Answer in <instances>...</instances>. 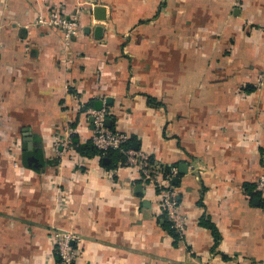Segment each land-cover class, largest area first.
I'll list each match as a JSON object with an SVG mask.
<instances>
[{"label":"crops","instance_id":"obj_1","mask_svg":"<svg viewBox=\"0 0 264 264\" xmlns=\"http://www.w3.org/2000/svg\"><path fill=\"white\" fill-rule=\"evenodd\" d=\"M50 10L78 35L42 24ZM261 74L264 0H0V264H52L63 230L74 264H264V198L244 189L264 154ZM97 107L177 167L182 236L121 160L57 153L90 140Z\"/></svg>","mask_w":264,"mask_h":264},{"label":"built area","instance_id":"obj_2","mask_svg":"<svg viewBox=\"0 0 264 264\" xmlns=\"http://www.w3.org/2000/svg\"><path fill=\"white\" fill-rule=\"evenodd\" d=\"M40 22L61 28L67 38L78 35L81 30L77 15L69 18L56 10H50L46 18L41 19ZM263 84L264 79L261 74L258 78V85L261 87ZM106 113L105 108L88 109V115L93 117V128L90 135L92 144L103 154L109 150H115L122 154L123 164L138 172L143 183L155 188L161 213L168 221L170 228L182 236L186 229V216L176 199L177 190L172 184L173 178L177 175V167L169 165V168L166 169L163 164L152 161L150 155L144 150L129 146V135L126 132L107 126ZM71 143L70 135H64L56 140L57 153L64 154L68 151ZM253 191L258 192L264 198V154L261 173L255 182ZM74 240H76V236L69 230L55 234L56 258L52 264H74L79 255V249L73 244Z\"/></svg>","mask_w":264,"mask_h":264},{"label":"trees","instance_id":"obj_3","mask_svg":"<svg viewBox=\"0 0 264 264\" xmlns=\"http://www.w3.org/2000/svg\"><path fill=\"white\" fill-rule=\"evenodd\" d=\"M71 139H72V143H71L70 146H72V148H74L76 150V152L80 153L81 155H85L87 157L88 156L91 157V156H94V155H97L98 154V155H101V156L102 155L107 156V157H109L111 159L113 158L114 161H116L118 159L121 160L122 162L124 161L122 154H120L119 152H117L115 150H109L108 152H106V153L103 154L101 151H99L92 144L91 140H89V141L81 144V143H79L76 135H72L71 136ZM130 142H131V138L129 136V146H131V143ZM107 166H109V165H107ZM164 166H165L166 169L169 168V165H164ZM252 188H253V186H251V185L250 186L244 185L245 192L248 194V196L250 197V199H252L255 196H258L259 195L258 192H255V191L253 192L252 191ZM201 224H205L206 225L207 223L204 221V219H202L201 220ZM169 230L171 231V233H173L172 230H171V228ZM173 236L176 237V234H174Z\"/></svg>","mask_w":264,"mask_h":264},{"label":"water","instance_id":"obj_4","mask_svg":"<svg viewBox=\"0 0 264 264\" xmlns=\"http://www.w3.org/2000/svg\"><path fill=\"white\" fill-rule=\"evenodd\" d=\"M96 109H100V108L97 107ZM89 120H90V121H93V117L90 116ZM105 121H106V120H105ZM106 124H107V121H106ZM107 125H108V124H107ZM132 147L135 148V149L137 148V147H134V146H132ZM103 161H104V162L107 161V158H106V157L103 158ZM185 167H186L185 164H180L179 171L184 172V171L186 170ZM173 181L176 182V178H174Z\"/></svg>","mask_w":264,"mask_h":264},{"label":"bare ground","instance_id":"obj_5","mask_svg":"<svg viewBox=\"0 0 264 264\" xmlns=\"http://www.w3.org/2000/svg\"><path fill=\"white\" fill-rule=\"evenodd\" d=\"M71 147V146H70Z\"/></svg>","mask_w":264,"mask_h":264}]
</instances>
